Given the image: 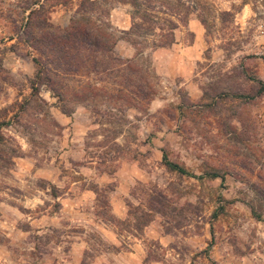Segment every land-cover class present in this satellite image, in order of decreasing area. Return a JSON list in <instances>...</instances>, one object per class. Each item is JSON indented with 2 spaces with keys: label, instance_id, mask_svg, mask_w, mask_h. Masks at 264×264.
<instances>
[{
  "label": "rangeland",
  "instance_id": "rangeland-1",
  "mask_svg": "<svg viewBox=\"0 0 264 264\" xmlns=\"http://www.w3.org/2000/svg\"><path fill=\"white\" fill-rule=\"evenodd\" d=\"M31 1L0 0V264H264V97H237L264 82V0L143 4L141 36L116 0H41L28 28ZM74 21L150 67V101L109 51L66 74L53 43ZM34 57L57 92L33 93Z\"/></svg>",
  "mask_w": 264,
  "mask_h": 264
},
{
  "label": "trees",
  "instance_id": "trees-1",
  "mask_svg": "<svg viewBox=\"0 0 264 264\" xmlns=\"http://www.w3.org/2000/svg\"><path fill=\"white\" fill-rule=\"evenodd\" d=\"M70 0H60L58 2L59 6H61L63 3L67 4ZM119 3L122 4H128L130 5L134 11L131 14L132 17V26L128 34L134 33L144 35V32H154L152 29L157 27V23L153 22V19L155 18L154 14L149 13L146 9H142L143 4H146L148 8L151 10H156L158 8V4L160 3V0H116ZM49 2V0H48ZM61 4V5H60ZM88 4V5H87ZM96 3H92L89 0L85 1L83 3V6L81 8L82 11H86L88 7H91V11L93 12L96 10L95 8ZM87 5V6H86ZM29 9H31L30 15H29V21L27 24V27L30 28L33 24V17L35 15H44L46 13V6L44 3H41V0H32L31 4H29ZM39 6V8L37 7ZM89 13V12H85ZM138 19H141V22H137ZM44 23H46V20L44 19ZM39 25V24H38ZM37 26V24H35ZM146 26H149L148 29ZM171 30L176 29L178 25L172 24ZM88 28L87 25H84L82 22L74 21L71 23L70 26L64 29V32L62 33V41L61 42H54L53 46L58 48L60 50V55L57 57V60L59 64H63L67 66L66 74H76L78 73V68L80 66H83L84 60L88 61L91 57L93 60L95 59V67L94 69H98L101 67L100 64L96 62L100 57L104 55L105 52H111L113 56V61L116 63L113 69L114 75L118 76L121 73H125L127 76L125 78V86L132 88L133 94V100L134 98H138L137 100L143 101H150L154 94V89L151 86V77L152 74H150V67L144 63L138 56L133 58H122L115 52V46L119 40L116 39L113 40L106 36L104 34L105 30L100 31L99 34L94 38L93 36H90L88 34ZM146 32V33H147ZM112 35V34H111ZM114 36V35H112ZM108 37V38H106ZM24 45L29 46L32 48V45L28 44L27 40H21ZM81 57V60L79 58ZM74 60V63H71ZM34 62L39 67L38 72L36 74V82L33 84V93L38 94L40 93V87L39 84L44 81L48 84V86L51 88V90H54V79L51 77L50 70L46 69L45 64L41 59L34 57ZM56 67H59L56 66ZM102 69V68H100ZM106 69V68H104ZM99 70V69H98ZM98 72V71H97ZM120 76V75H119ZM122 77V76H121ZM124 78V77H122ZM132 79L134 82H132ZM44 80V81H43ZM250 81L253 82L254 88H253V94H239L237 95L238 98H241L244 100V102L250 103L256 99L264 97V82L262 80H259L254 77L249 78ZM38 84V85H37ZM135 88V89H134ZM57 92V91H55ZM59 94V93H57ZM123 91L118 90L117 94L114 95V98L118 101L123 97ZM63 96V95H62ZM81 92L78 94L77 97H81ZM130 96V95H129ZM129 96H124V99H127V102L129 104V107L137 108L139 102L131 101ZM60 97V96H59ZM92 99V96H86V99ZM64 100V96L62 98ZM79 102L82 101L81 99L78 100ZM66 108V107H65ZM62 108V111L64 114H67V109ZM2 137L0 136V143H1ZM164 164L166 167L172 171L176 172L180 175H189V173L184 169L183 167L179 166L178 164L171 162L166 155L163 157ZM210 178H218L219 176L216 173L208 174ZM262 196H264L262 194ZM255 215L260 220L262 219L261 214H257L255 212Z\"/></svg>",
  "mask_w": 264,
  "mask_h": 264
}]
</instances>
